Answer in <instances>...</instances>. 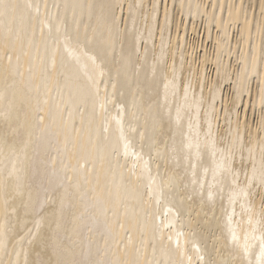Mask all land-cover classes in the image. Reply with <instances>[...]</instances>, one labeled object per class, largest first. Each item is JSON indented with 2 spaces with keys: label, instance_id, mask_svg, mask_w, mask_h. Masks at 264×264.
I'll return each mask as SVG.
<instances>
[{
  "label": "bare ground",
  "instance_id": "bare-ground-1",
  "mask_svg": "<svg viewBox=\"0 0 264 264\" xmlns=\"http://www.w3.org/2000/svg\"><path fill=\"white\" fill-rule=\"evenodd\" d=\"M0 264H264V0H0Z\"/></svg>",
  "mask_w": 264,
  "mask_h": 264
},
{
  "label": "rangeland",
  "instance_id": "rangeland-1",
  "mask_svg": "<svg viewBox=\"0 0 264 264\" xmlns=\"http://www.w3.org/2000/svg\"><path fill=\"white\" fill-rule=\"evenodd\" d=\"M201 44H203V43L199 42V46L197 47V45H196V48H195V49H198V48H199V50H197L198 55H199V51L202 50V49H201ZM207 45H209V43H207Z\"/></svg>",
  "mask_w": 264,
  "mask_h": 264
}]
</instances>
